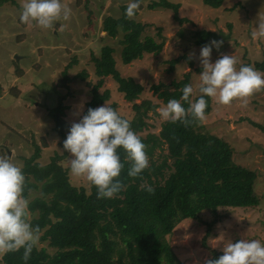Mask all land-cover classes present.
<instances>
[{"label":"rangeland","instance_id":"rangeland-1","mask_svg":"<svg viewBox=\"0 0 264 264\" xmlns=\"http://www.w3.org/2000/svg\"><path fill=\"white\" fill-rule=\"evenodd\" d=\"M167 1L180 3L179 14L187 20H176L173 10L165 6ZM21 2L0 0V157H10L17 163L25 180L27 176L33 179L28 168L46 165L56 158L64 159L62 164L67 167L69 157L62 149L55 115L64 114L71 124L85 113L101 77L97 59L104 46L115 49V68L123 76L141 82L142 96L158 107L165 103L152 85L182 80L187 73L188 83L193 86L192 99L200 95L201 45L196 42L197 31H213L217 37L210 41L222 42L212 48L211 61L228 54L237 67L248 64L256 68V62L264 59V37L258 35L254 40L250 36L256 31L258 15L264 16V0H224L218 8L203 0H140L132 18L125 17L126 0H62L70 8V16L48 29L34 22L21 23ZM146 36L163 42L162 50L157 54L145 52L143 57L124 63V40ZM259 72L264 76L263 71ZM106 87L111 90L106 102H115L118 111L130 114L133 102L124 98L111 77L103 89ZM211 103V111L202 123L230 144L236 163L256 171L254 187L260 204L208 210L202 217L213 222L211 230L189 219L179 223L168 238L185 264H204L212 250H222L230 240L258 239L264 244V131L252 124L264 125V88L248 97L247 103L234 100L223 105L214 98ZM146 120L148 126L142 135L161 130L164 120L156 111L149 110ZM164 148L167 150L166 144ZM70 179L73 185L90 190L83 178ZM40 194V189L29 190L32 199ZM40 236L37 246L53 253L56 249Z\"/></svg>","mask_w":264,"mask_h":264},{"label":"trees","instance_id":"trees-1","mask_svg":"<svg viewBox=\"0 0 264 264\" xmlns=\"http://www.w3.org/2000/svg\"><path fill=\"white\" fill-rule=\"evenodd\" d=\"M203 2L218 8L224 0ZM165 6L173 10L174 18L180 23L187 20L179 14L180 3L167 1ZM196 34V42L201 46L211 37H217L210 30ZM124 43L122 57L126 64L143 57L145 52L157 54L164 45L150 36L126 39ZM114 51L109 45L101 50L97 59L101 77L85 112L110 99L111 90L103 87L111 77L124 98L133 102L130 114L118 112L130 121L131 128L146 146L148 167L137 177H129L125 162L118 176L122 190L111 198H97L94 186L90 185L88 191L85 186L73 185L67 167L62 164L64 159L56 158L46 165L28 168L27 173L33 179L26 177L25 194L29 195L31 189L41 191L30 202L31 223L39 227L40 239L48 240L56 250L50 253L46 247L36 245L26 262L18 251L2 255L1 264H185L168 238L179 223L189 219L204 223L211 230L213 222L202 217L208 210L260 204L254 187L256 171L236 163L230 144L208 131L203 123L185 126L179 121L164 120L158 133L141 134L148 126L149 110L156 111L158 104L142 96L141 82L123 76L115 68ZM177 60L172 62V67ZM255 69L264 72V59L256 62ZM189 77L187 73L182 80L157 83L152 88L166 103L169 98L180 97ZM205 99L207 115L212 103L208 97ZM109 105L118 110L115 102ZM182 105L187 107L184 102ZM63 116L56 114L55 123L64 139L70 123ZM252 124L264 131V125L254 121ZM145 184L154 191L148 193ZM221 254L222 250L214 249L210 259Z\"/></svg>","mask_w":264,"mask_h":264},{"label":"clouds","instance_id":"clouds-1","mask_svg":"<svg viewBox=\"0 0 264 264\" xmlns=\"http://www.w3.org/2000/svg\"><path fill=\"white\" fill-rule=\"evenodd\" d=\"M139 4L140 0H126L125 17H134ZM70 11L62 0H22L19 21L34 22L48 29L54 22L67 20ZM256 24V31L250 33L254 40L258 35L264 37V16L258 15ZM221 43L211 40L199 49L201 71L197 88L200 95L193 100V86L185 83L178 99L169 98L155 109L161 119L179 121L185 126L202 123L206 115L205 97L223 105L234 100L247 103L248 97L264 88V76L252 65L237 67L233 56L228 54L210 60L212 48H218ZM145 147L130 121L106 101L89 107L79 120L71 122L62 141V149L69 157L67 174L83 178L94 186L97 198H111L122 190L118 176L125 162L129 177H137L148 167ZM143 187L148 193L154 191L150 185ZM31 199L25 194L22 168L10 157H0V255L19 251L26 262L36 247L40 231L30 220ZM204 264H264V244L258 239L230 240L224 243L221 255L205 260Z\"/></svg>","mask_w":264,"mask_h":264}]
</instances>
